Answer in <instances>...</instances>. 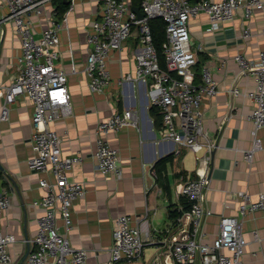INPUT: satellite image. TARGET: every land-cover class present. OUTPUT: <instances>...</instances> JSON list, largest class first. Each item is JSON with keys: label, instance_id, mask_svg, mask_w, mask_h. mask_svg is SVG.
<instances>
[{"label": "crops", "instance_id": "0c3cea01", "mask_svg": "<svg viewBox=\"0 0 264 264\" xmlns=\"http://www.w3.org/2000/svg\"><path fill=\"white\" fill-rule=\"evenodd\" d=\"M102 2L76 0L60 32V57L56 63L68 73L73 113L49 127L61 136L64 156L82 155L83 160L76 164L69 178L86 187L85 195L73 203L69 237L73 246L88 251V264H109L117 218L129 214L134 225L146 218L155 241L144 247L141 259L118 264H165L163 240L175 227L169 209L172 205L183 207L182 185L197 177L199 163L187 148L164 138L151 80L120 81L136 72V51L141 47L137 28L123 42L121 50H112L108 57L111 85L101 92L90 89L85 71L89 52L87 34L101 15ZM54 6V2L42 5V13L33 17L37 37L48 27ZM8 12V7L0 3L1 89L15 81L22 54L15 25L5 19ZM190 33L192 47L202 64L196 69L202 72L204 66L210 67L218 82V93L212 98L204 97L202 103L206 128L216 143L205 191L206 203L213 214L203 225L207 233L204 241H212L218 235L221 215L239 216L247 241L244 264H264V210L244 216L239 213L242 204L256 201L264 194V148L254 150L252 158H247V152L254 148L253 123L249 118L254 102L246 92L253 89L255 80L251 72H241L235 59L237 54L252 61L259 59L264 49V11L255 8L247 19L240 8L232 20L217 28L206 13H201L191 18ZM234 85L241 89L240 94L231 91ZM3 102L0 95V115ZM127 108L137 111L139 126L107 134L110 144L120 152L122 176L117 178L97 169L96 131L99 122L107 120L114 111L123 112ZM33 112V101L20 95L10 106L8 119L0 121V186L11 199L9 209L0 216V230L16 238L9 245L12 262L8 264H25L38 233V220L45 213L35 203L45 194L39 185L43 175L29 165L33 155ZM258 135L264 146V128ZM169 156L159 173L156 163ZM60 215L58 211V223L64 231Z\"/></svg>", "mask_w": 264, "mask_h": 264}, {"label": "built area", "instance_id": "2783aa9c", "mask_svg": "<svg viewBox=\"0 0 264 264\" xmlns=\"http://www.w3.org/2000/svg\"><path fill=\"white\" fill-rule=\"evenodd\" d=\"M54 1L0 0L2 5L8 7L5 19L14 23L22 45L15 81L0 88V95L4 99L0 121L8 119L10 106L20 95H27L33 101V155L29 158V165L43 175L39 185L45 189V194L35 203L44 208L45 213L38 220V233L25 264H88V251L73 246L69 237L73 227V203L86 193L84 184L70 180L69 173L83 157L80 153L64 156L61 136L49 127L50 123L70 117L73 113L68 73L59 68L56 61L60 57V32L76 0H70L71 7L61 18L56 6L51 9L49 25L40 37L36 36L33 19L42 13V5ZM132 7V0H103L101 15L88 30L89 52L85 71L92 91L101 92L109 87L112 75L108 68V57L112 50H121L123 42L137 28L141 47L136 51V72L123 76L120 81L151 80L152 92L156 94L154 104L162 115L164 138L187 148L199 163L197 177L187 179L182 185L181 193L189 202V208H181L182 214L175 221L174 231L169 232L163 240L166 249L164 262L244 264L247 241L239 216L221 215L218 235L212 241H204L207 233L203 225L213 214L206 203L205 191L216 143L206 128L202 103L204 97L212 98L218 93V82L208 66L202 68L201 81H195V66L199 58L191 44L190 20L206 13L210 23L217 28L222 22L232 20L240 8L244 9L247 19L253 15L255 8L264 11V0H143L140 7L144 14L142 18ZM156 17L163 18L166 23L167 40L163 45L166 69L160 64L153 41L150 21ZM235 59L241 72H251L255 80L253 89L246 92L254 102L249 115L253 123L254 148L246 154L250 160L254 150L264 148L258 135L259 130L264 128V49L256 61L249 60L244 54H237ZM231 91L236 95L241 93L237 85L232 86ZM138 126L137 111L128 108L123 112L114 111L107 120L99 122L95 156L100 172L121 178L120 152L110 144L107 134ZM10 205L7 190L0 186V216ZM258 210H264V194H260L256 201L242 204L239 213L244 216ZM58 211L64 231H61L58 223ZM133 221L129 214L117 218L109 264L139 260L144 247L155 241L146 218L139 219L138 225H134ZM15 240V235L0 230V264L12 262L9 245Z\"/></svg>", "mask_w": 264, "mask_h": 264}, {"label": "trees", "instance_id": "16d2710c", "mask_svg": "<svg viewBox=\"0 0 264 264\" xmlns=\"http://www.w3.org/2000/svg\"><path fill=\"white\" fill-rule=\"evenodd\" d=\"M192 2H196L199 0H190ZM143 0H132V5L135 7H141ZM54 4L57 7V12H58V17L61 18L65 12L69 9L71 1L70 0H55ZM150 25H151V29H152V33H153V41H154V45L157 48L158 51V56H159V60H160V64L162 66V68L166 69L167 68V63H166V53H165V49H164V43L167 40V34H166V23L163 20V18L161 17H156L151 19L150 21ZM201 62H198L195 66V68L197 67L200 68L201 66ZM197 69L196 70V78L195 81L197 83H199L201 81V76L202 73L199 72ZM202 71V70H201ZM158 112L159 109L157 108ZM160 120H161V125H162V115L160 113ZM170 160V156L169 157H165L161 160H159L156 163V169L159 173H161L163 171V169L165 168L167 162ZM189 208V202L187 201L186 198H184L183 201V209H188ZM182 214V209L180 207H178L177 205H172L169 209V217L176 221L177 218Z\"/></svg>", "mask_w": 264, "mask_h": 264}, {"label": "water", "instance_id": "95a60500", "mask_svg": "<svg viewBox=\"0 0 264 264\" xmlns=\"http://www.w3.org/2000/svg\"><path fill=\"white\" fill-rule=\"evenodd\" d=\"M134 11L138 14V16H139V18H142L143 17V12L141 11V9H140V7H135L134 6ZM137 31H138V29H137ZM28 254H29V251H28V253L26 254V257L28 256Z\"/></svg>", "mask_w": 264, "mask_h": 264}]
</instances>
